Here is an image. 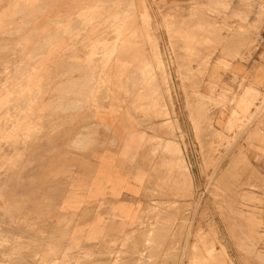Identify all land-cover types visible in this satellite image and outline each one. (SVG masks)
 <instances>
[{"label": "rangeland", "instance_id": "obj_1", "mask_svg": "<svg viewBox=\"0 0 264 264\" xmlns=\"http://www.w3.org/2000/svg\"><path fill=\"white\" fill-rule=\"evenodd\" d=\"M62 2L81 29L74 39L112 37L90 50L99 74L120 62L123 38L140 45L125 48L115 99L169 137L155 139L151 200L130 223L110 217L92 235L14 223V238L0 237V264H178L183 249L195 264H227L218 241L232 264H264V174L250 160L264 168V0H0L1 61L7 39H26L32 20ZM1 112L4 124L11 114ZM168 141L187 173L164 151Z\"/></svg>", "mask_w": 264, "mask_h": 264}, {"label": "crops", "instance_id": "obj_2", "mask_svg": "<svg viewBox=\"0 0 264 264\" xmlns=\"http://www.w3.org/2000/svg\"><path fill=\"white\" fill-rule=\"evenodd\" d=\"M64 5L37 15L26 39H7L6 55L0 58V80L5 81L0 97L6 96L0 111L11 114L0 124L5 127V145L0 146L3 238H14V223L70 224L75 234L85 235L101 232L110 217L130 223L151 200L155 139L169 137L166 130L157 132V121L134 116L115 99L124 84L125 48L140 45L123 38L117 45L122 47L120 62L99 74V58L88 63L90 50L112 37L103 35L93 44L74 39L81 29L68 22L74 14ZM255 155L253 167L264 174Z\"/></svg>", "mask_w": 264, "mask_h": 264}, {"label": "bare ground", "instance_id": "obj_3", "mask_svg": "<svg viewBox=\"0 0 264 264\" xmlns=\"http://www.w3.org/2000/svg\"><path fill=\"white\" fill-rule=\"evenodd\" d=\"M62 11V10H61ZM19 12V11H18ZM26 19V18H25ZM90 19V18H89ZM78 20V19H77ZM27 21V20H26ZM53 23V22H52ZM88 24V23H87ZM84 27H85V25H84ZM212 29V28H211ZM71 30V29H70ZM214 32V31H213ZM216 32V31H215ZM214 32V33H215ZM18 33V32H17ZM219 33V32H218ZM217 34V33H216ZM215 34V35H216ZM220 34V33H219ZM49 35V34H48ZM53 34L51 33V35L50 36H52ZM56 35V34H55ZM57 35H58V33H57ZM46 36V35H45ZM44 36V37H45ZM49 36V37H50ZM59 36V35H58ZM57 36V37H58ZM47 37V36H46ZM48 37V39H50ZM215 37V36H214ZM52 38V37H51ZM56 38V37H55ZM216 38V37H215ZM45 39V38H44ZM218 39H221V38H219L218 37ZM46 40V39H45ZM217 40V39H216ZM222 40V39H221ZM82 41V40H81ZM220 41V40H219ZM46 42V41H45ZM44 42V43H45ZM52 42V41H51ZM50 42V43H51ZM47 43V42H46ZM42 44V43H41ZM38 45H40V42H39V44ZM19 47V46H18ZM39 47V46H38ZM37 47V48H38ZM41 47V46H40ZM39 49V48H38ZM33 50V49H32ZM31 53H33V51L31 52ZM37 54V53H36ZM36 56V55H35ZM32 57V56H31ZM32 62V61H31ZM30 63V62H29ZM64 63V62H63ZM14 64H16L15 62H14ZM92 65V64H91ZM15 67V66H14ZM18 67V66H17ZM71 67V66H70ZM77 67V66H76ZM68 68V67H67ZM67 68H66V70H67ZM72 68V67H71ZM79 68V67H78ZM26 69V68H25ZM70 70V69H69ZM16 71V70H15ZM67 72V71H66ZM143 72H145V71H143ZM7 73H8V71H7ZM89 74H90V72H89ZM88 74V75H89ZM9 75V74H8ZM91 77V76H90ZM135 77V76H134ZM139 77V76H138ZM141 77V76H140ZM83 78V77H82ZM85 79V78H84ZM86 80V79H85ZM68 82V81H67ZM71 82V81H70ZM72 83V82H71ZM66 84V83H65ZM92 85V84H91ZM90 85V86H91ZM126 85V84H125ZM66 88H67V86H66ZM62 89V88H61ZM87 92V91H86ZM85 92V93H86ZM78 93H81V92H78ZM71 94H73V93H71ZM15 97V96H14ZM13 97V98H14ZM81 97V96H80ZM24 98V97H23ZM103 98V97H102ZM73 102V101H72ZM81 102V101H80ZM69 103H70V101H69ZM66 104V103H65ZM73 105V104H72ZM71 105V106H72ZM66 107H67V105H66ZM83 107H85V106H83ZM59 108H61V107H59ZM65 108V107H64ZM72 108V107H71ZM90 139L91 138H89V141H90ZM88 140V139H87ZM81 145V144H80ZM164 151H167V153H169V155L171 156V158H175L176 159V166H178V168H180L181 170H184V171H186V173H187V167L185 166V164L183 163L184 161L182 160V157H181V150H180V148L178 147V146H176V144H173V143H170L169 141L168 142H165V146H164ZM166 156V155H165ZM168 159V158H167ZM174 160H172L171 162H173ZM184 171H181V173L182 172H184ZM182 175V174H181ZM186 175V174H185ZM185 177V176H184ZM187 179H188V177H186ZM98 231V230H97ZM147 232V231H146ZM154 232V231H153ZM140 236V235H139ZM142 236V235H141ZM144 236V235H143ZM137 238H138V236H137ZM140 238V237H139ZM138 238V239H139ZM198 239V238H197ZM9 240V239H8ZM148 241V240H147ZM138 242V241H137ZM140 242V241H139ZM217 243H219V245H220V251H221V254L226 258V260H227V264H232V262H231V260H230V258L228 257V254L226 253V250H225V246L222 244V241H218ZM138 244L139 243H137V247H138ZM16 245V244H15ZM197 245V244H196ZM196 245L193 247V248H195L196 247ZM130 247L132 246V245H129ZM136 246V245H135ZM189 246L190 245H187V248H189ZM140 247V246H139ZM149 247V246H148ZM153 247V246H152ZM127 248V247H126ZM192 248V249H193ZM134 248H132V250H133ZM146 249H148V248H146ZM130 250V249H129ZM136 250H138V249H136ZM181 251H182V249H181ZM134 252V251H133ZM26 254V253H25ZM130 254H132V253H130ZM135 254V253H134ZM22 255V254H21ZM24 255V254H23ZM107 255V254H106ZM109 255V254H108ZM59 256V255H58ZM110 256V255H109ZM108 256V257H109ZM133 256L134 255H131V258H133ZM57 257V256H56ZM139 257V258H138ZM138 259H141L142 258V254L141 253H139L138 254ZM136 258V259H137ZM16 259V258H15ZM14 259V262H16V260ZM57 259V258H56ZM88 259V258H87ZM82 260H83V258H82ZM107 261L109 260V259H106ZM131 260H133V259H131ZM11 261V260H10ZM21 261V260H20ZM19 261V262H20ZM137 261V260H136ZM178 261H179V263L178 264H195L196 263V261L194 260V258L192 257V253H191V250H189V251H186L185 250V252H184V249H183V251L180 253V255L178 256ZM17 262H18V260H17ZM16 262V263H17ZM11 263H13V262H11ZM11 263H8V264H11ZM21 263H22V261H21ZM125 263H126V261H125ZM129 263V262H128ZM143 263V262H142ZM23 264V263H22ZM25 264V263H24ZM80 264H81V262H80ZM89 264V263H88ZM121 264V263H120ZM123 264H124V262H123ZM130 264V263H129Z\"/></svg>", "mask_w": 264, "mask_h": 264}]
</instances>
